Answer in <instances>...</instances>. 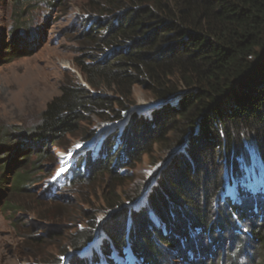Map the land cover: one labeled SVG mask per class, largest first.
<instances>
[{"label": "trees", "instance_id": "1", "mask_svg": "<svg viewBox=\"0 0 264 264\" xmlns=\"http://www.w3.org/2000/svg\"><path fill=\"white\" fill-rule=\"evenodd\" d=\"M103 2L99 17L77 30L84 54L74 66L86 86L66 72L39 123L20 134L35 152L22 153L15 133L0 131V156L19 155L8 179V165L0 160V188L9 182L8 207L50 156L48 147L63 149V139L81 123L111 105L124 109L134 87L143 86L158 105L149 116L134 117L123 138L116 132L95 156L74 162L73 172L87 174L78 176L79 185L101 176L117 183L119 170L137 154H149L147 145L164 144L167 133L174 132L180 146L128 215L114 198L107 206L115 213L98 229L101 235L93 234V218L91 229L71 235L67 245L74 252L96 239L98 246L68 264H118L112 252L125 256L123 264H172L175 255L195 262L202 251L224 244L229 264L247 256L248 247L264 264V68L252 69L264 50V0ZM3 49L0 60L23 53L9 44ZM246 148L252 150L245 163ZM202 160L210 166L206 174Z\"/></svg>", "mask_w": 264, "mask_h": 264}, {"label": "rangeland", "instance_id": "2", "mask_svg": "<svg viewBox=\"0 0 264 264\" xmlns=\"http://www.w3.org/2000/svg\"><path fill=\"white\" fill-rule=\"evenodd\" d=\"M104 4L103 0H30L18 4L0 0V50L9 44L23 51L19 56L0 60V131L15 133L16 142L25 146L21 148L22 153L35 152L25 145L20 134L39 123L46 104L59 94L66 72L74 73L77 81L84 84L74 66L75 58L84 54L77 41V30L83 20L104 9ZM262 67L264 50L253 61L252 69ZM155 102L146 87L135 86L131 99L123 101L124 109L111 105L109 111H97L79 125L78 131L63 139V149L48 147L50 156L41 161L32 183L10 207L9 182L3 184L0 188V264H68L74 255L86 258L93 254L91 248L98 246V239L74 252L67 245L71 235L91 229V218L96 226L93 234L100 235L98 229L102 223L115 213L107 206L114 198L121 201L120 209L125 208L128 215L129 207L138 205V198L142 199L155 183L180 145L176 146L174 132L167 133L162 145H147L144 150L147 148L150 153L137 154L136 160L120 169L117 183L108 176H101L86 186L79 185L80 179L69 178L68 171L75 158L88 152L96 154L107 137L117 132L123 138L134 117L149 116L152 109L149 107ZM251 150L246 148L245 163ZM0 157L1 164L8 165L4 171V178L8 179L19 155L9 160L8 156ZM35 159L36 154L29 156L30 162ZM199 166L206 174L208 163L202 160ZM217 170L221 177L225 171L223 165ZM221 246L202 251L197 261L192 260L195 262L175 255L171 263L202 264L204 261L213 264L212 259L216 258L215 264H221L220 261L229 264V245ZM252 250L248 247L249 256L240 258L235 264H257L259 258ZM124 257L112 252L118 264H123ZM127 264L134 263L130 260Z\"/></svg>", "mask_w": 264, "mask_h": 264}, {"label": "clouds", "instance_id": "3", "mask_svg": "<svg viewBox=\"0 0 264 264\" xmlns=\"http://www.w3.org/2000/svg\"><path fill=\"white\" fill-rule=\"evenodd\" d=\"M97 17H99L98 16V14L96 15V16H92V17H87L85 20H83L82 21V23H84L86 20H91V19H96ZM81 23V24H82ZM77 73V72H76ZM78 74V73H77ZM82 86H86L85 85V83L84 84H82ZM158 105V103L157 102H155V104L154 105H152V106H150L149 108H154V107H156ZM105 141V140H104ZM104 141H103V143H104ZM103 143L102 144H100V147H99V149H98V152L100 151V149H101V147H102V145H103ZM87 154V153H86ZM88 154H91V153H89L88 152ZM85 154H83V155H80L79 157H77V158H75V160L73 161V163L78 159V158H81L82 156H84ZM93 156H95V154H92ZM73 165V164H72ZM82 171V173H79V172H73V170H71L70 172L68 171V175L70 176V177H74V178H76V179H79V177L78 176H82V177H86L87 176V174L85 173V171H84V169H82L81 170ZM69 180V179H68ZM134 206H136V205H134ZM133 206V207H134ZM130 208H132V207H129V209ZM101 235V234H100ZM94 241H92V243H93ZM92 243H90L89 245H91ZM89 245H87L86 247H88Z\"/></svg>", "mask_w": 264, "mask_h": 264}]
</instances>
